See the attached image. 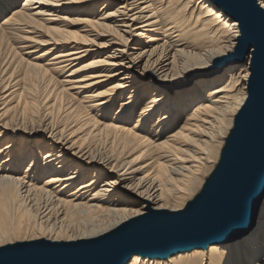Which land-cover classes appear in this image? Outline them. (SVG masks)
<instances>
[{"label":"bare ground","instance_id":"bare-ground-1","mask_svg":"<svg viewBox=\"0 0 264 264\" xmlns=\"http://www.w3.org/2000/svg\"><path fill=\"white\" fill-rule=\"evenodd\" d=\"M240 37L215 0H0V249L97 240L204 197L251 52L210 69ZM123 264H264V194L235 237Z\"/></svg>","mask_w":264,"mask_h":264},{"label":"water","instance_id":"water-1","mask_svg":"<svg viewBox=\"0 0 264 264\" xmlns=\"http://www.w3.org/2000/svg\"><path fill=\"white\" fill-rule=\"evenodd\" d=\"M240 23L233 53L217 59L210 74L242 62L251 52L247 99L236 119L225 169L206 195L180 212L151 211L93 241L31 242L0 249V264H123L134 251L165 255L246 231L264 194V11L257 0H215Z\"/></svg>","mask_w":264,"mask_h":264},{"label":"rangeland","instance_id":"rangeland-1","mask_svg":"<svg viewBox=\"0 0 264 264\" xmlns=\"http://www.w3.org/2000/svg\"><path fill=\"white\" fill-rule=\"evenodd\" d=\"M22 1L18 4V7H21L22 6ZM1 19H3V18H1ZM231 29V28H230ZM232 32H233V30H232ZM9 54V53H8ZM21 77H22V74L20 75ZM191 78H194V77H191ZM190 77H189V79H191ZM61 80L62 79H65V78H60ZM189 79H187L185 82H187ZM230 130L232 131V129L230 128L229 130H228V132H227V135H224V138H223V141H224V143H223V145H222V147L224 148V147H226V141H227V138H229V136H230ZM226 139V140H225ZM98 150H100V151H104V150H101V148L100 149H98ZM216 168H215V170L216 169H218V165L216 164V166H215ZM204 180L208 183L210 180H211V175H206L205 177H204ZM206 183V184H207ZM200 191H201V188L199 189V191L197 192V194L196 195H198L199 193H200Z\"/></svg>","mask_w":264,"mask_h":264}]
</instances>
